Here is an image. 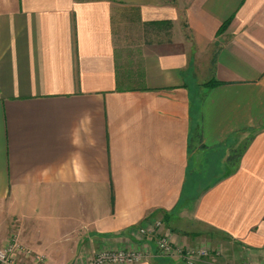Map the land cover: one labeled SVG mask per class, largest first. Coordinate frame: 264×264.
Here are the masks:
<instances>
[{
	"label": "crops",
	"instance_id": "1",
	"mask_svg": "<svg viewBox=\"0 0 264 264\" xmlns=\"http://www.w3.org/2000/svg\"><path fill=\"white\" fill-rule=\"evenodd\" d=\"M153 222L264 264V0H0V246L179 264Z\"/></svg>",
	"mask_w": 264,
	"mask_h": 264
},
{
	"label": "built area",
	"instance_id": "2",
	"mask_svg": "<svg viewBox=\"0 0 264 264\" xmlns=\"http://www.w3.org/2000/svg\"><path fill=\"white\" fill-rule=\"evenodd\" d=\"M160 222H154L148 228H139L138 234L150 238L157 257L173 259L179 264H210L212 251L207 248L183 247L172 243L170 235L158 232ZM140 252L105 251L82 264H141L152 256L153 251ZM216 255L219 253L215 252ZM45 256L34 253L21 244L16 235H12L7 244L0 246V264H45Z\"/></svg>",
	"mask_w": 264,
	"mask_h": 264
},
{
	"label": "rangeland",
	"instance_id": "3",
	"mask_svg": "<svg viewBox=\"0 0 264 264\" xmlns=\"http://www.w3.org/2000/svg\"><path fill=\"white\" fill-rule=\"evenodd\" d=\"M237 151L238 152L241 151V148L239 147ZM236 157H237V155L235 153V154H232L230 156V159L233 160V162H234L236 160ZM215 172L218 173V171L215 170L212 165L210 167L208 166L207 170H202V172H199V176L197 177V182H196L197 194H199L203 189H205V186L208 183H210ZM69 255H70L69 252H52L51 257H48V258L45 257V259H46L45 264H73L74 263L73 260L72 261L67 260L70 257ZM166 260H173V259H166ZM211 262H212V260L210 261V264H211Z\"/></svg>",
	"mask_w": 264,
	"mask_h": 264
},
{
	"label": "trees",
	"instance_id": "4",
	"mask_svg": "<svg viewBox=\"0 0 264 264\" xmlns=\"http://www.w3.org/2000/svg\"><path fill=\"white\" fill-rule=\"evenodd\" d=\"M228 23H229V21H227L226 23L223 24V26L219 29V33L223 32L226 29ZM242 152H243L242 149L239 152L238 151L235 152L237 157H236V160L234 161V163L238 162L239 158L241 157ZM230 163L232 166L234 165L233 160H231V159H230Z\"/></svg>",
	"mask_w": 264,
	"mask_h": 264
}]
</instances>
